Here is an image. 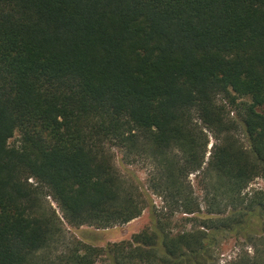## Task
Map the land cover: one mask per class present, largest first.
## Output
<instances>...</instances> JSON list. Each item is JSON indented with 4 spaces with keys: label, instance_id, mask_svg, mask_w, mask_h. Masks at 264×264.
Listing matches in <instances>:
<instances>
[{
    "label": "trees",
    "instance_id": "trees-1",
    "mask_svg": "<svg viewBox=\"0 0 264 264\" xmlns=\"http://www.w3.org/2000/svg\"><path fill=\"white\" fill-rule=\"evenodd\" d=\"M263 107L264 0H0V264H220L229 242L224 264H264ZM110 146L152 159L149 189L181 225ZM145 208L129 240H64Z\"/></svg>",
    "mask_w": 264,
    "mask_h": 264
},
{
    "label": "rangeland",
    "instance_id": "rangeland-1",
    "mask_svg": "<svg viewBox=\"0 0 264 264\" xmlns=\"http://www.w3.org/2000/svg\"><path fill=\"white\" fill-rule=\"evenodd\" d=\"M264 112V107L262 108ZM230 118L239 123V115L236 112L230 114ZM239 126V125H238ZM237 136L241 139L242 143L246 146L245 138L243 136L241 127L237 131ZM211 139V138H210ZM213 140H210V143L207 147L208 153L206 154V160L211 149V144ZM11 146H16L18 144V134L16 133L12 139L9 140ZM106 154H108L112 160V163L122 177V180L129 185L134 186L136 194L140 195L143 200L151 201L154 212L158 214L159 217L164 216L165 219H170L174 223L181 225V211H176L170 213V209L164 206L162 199L153 193L148 186V176L151 174L155 163L152 159L147 158L146 155L136 156V157H127L124 151L115 146L106 147ZM188 180L193 184V198L202 206L203 190H204V180L203 178H196V174H192L188 177ZM263 182L260 179H256L250 188H261ZM49 200V199H48ZM146 201V202H147ZM51 206L56 208L55 204L51 202ZM149 223V209L145 208L141 213L140 217L137 219L121 226H115L108 229H94L87 226H82L76 229L65 228V239L69 241L71 238H76L78 240L87 242L89 244L103 247L107 244H114L124 240H129L133 235L140 232L145 225ZM233 242H229L226 251L220 258V264L228 261L230 257H233L237 252V248L234 246ZM234 246V247H233ZM58 251H61L64 246L61 244L57 245Z\"/></svg>",
    "mask_w": 264,
    "mask_h": 264
}]
</instances>
